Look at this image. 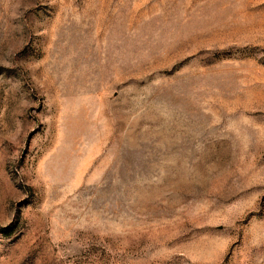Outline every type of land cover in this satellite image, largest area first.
Segmentation results:
<instances>
[{
  "label": "rangeland",
  "instance_id": "rangeland-1",
  "mask_svg": "<svg viewBox=\"0 0 264 264\" xmlns=\"http://www.w3.org/2000/svg\"><path fill=\"white\" fill-rule=\"evenodd\" d=\"M0 264H264V0H0Z\"/></svg>",
  "mask_w": 264,
  "mask_h": 264
}]
</instances>
